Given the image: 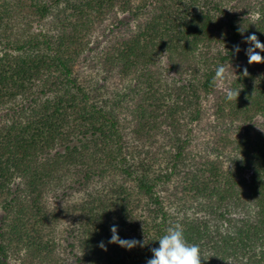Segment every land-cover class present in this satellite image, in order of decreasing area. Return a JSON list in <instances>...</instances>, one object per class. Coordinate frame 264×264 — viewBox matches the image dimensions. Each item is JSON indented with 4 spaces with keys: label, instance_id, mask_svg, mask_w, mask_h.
I'll return each mask as SVG.
<instances>
[{
    "label": "trees",
    "instance_id": "1",
    "mask_svg": "<svg viewBox=\"0 0 264 264\" xmlns=\"http://www.w3.org/2000/svg\"><path fill=\"white\" fill-rule=\"evenodd\" d=\"M252 34L264 0H0V264H147L174 224L201 264H264Z\"/></svg>",
    "mask_w": 264,
    "mask_h": 264
},
{
    "label": "clouds",
    "instance_id": "2",
    "mask_svg": "<svg viewBox=\"0 0 264 264\" xmlns=\"http://www.w3.org/2000/svg\"><path fill=\"white\" fill-rule=\"evenodd\" d=\"M256 18L259 19V13H257ZM242 31L243 30L241 29V32ZM245 42L251 45V47L246 50L248 63H264V56L260 55V52H264V43H261L255 34L246 37ZM257 49L260 51L257 52ZM235 50L239 52V46H236ZM228 75L227 68L224 65H219L215 70L213 84L224 90L225 98L228 101H236L240 90L224 87V82L228 78ZM242 75H248L247 68L243 70ZM111 232L112 236L109 241L110 243L119 244L121 247L127 249H132L140 244V242L136 241L135 239H121L117 235L116 226H112ZM158 241L159 247L151 250L153 256L147 261V264H201L202 256L199 246L195 244H189L186 241L183 228L180 224H174L168 227L166 234L159 238ZM99 246L106 250L105 245L102 242ZM227 264H231V262L228 261Z\"/></svg>",
    "mask_w": 264,
    "mask_h": 264
},
{
    "label": "rangeland",
    "instance_id": "3",
    "mask_svg": "<svg viewBox=\"0 0 264 264\" xmlns=\"http://www.w3.org/2000/svg\"><path fill=\"white\" fill-rule=\"evenodd\" d=\"M209 107H210L209 103L205 104V108H206L207 110H209Z\"/></svg>",
    "mask_w": 264,
    "mask_h": 264
}]
</instances>
